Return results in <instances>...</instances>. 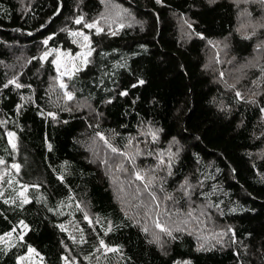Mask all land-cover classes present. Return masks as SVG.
<instances>
[{"label": "trees", "instance_id": "16d2710c", "mask_svg": "<svg viewBox=\"0 0 264 264\" xmlns=\"http://www.w3.org/2000/svg\"><path fill=\"white\" fill-rule=\"evenodd\" d=\"M27 1L0 0V160L15 166L0 236L27 226L0 245V264H18L30 248L44 264H264V55L247 66L264 36L238 31L236 3L114 0L133 19L118 34L89 31L93 52L67 78L68 99L52 57L41 56L78 51L71 31L97 19L105 0ZM135 119L158 132L150 150H177L166 185L188 176L204 210H155L122 160L79 157ZM211 219L233 243H202L213 239Z\"/></svg>", "mask_w": 264, "mask_h": 264}, {"label": "rangeland", "instance_id": "374dc122", "mask_svg": "<svg viewBox=\"0 0 264 264\" xmlns=\"http://www.w3.org/2000/svg\"><path fill=\"white\" fill-rule=\"evenodd\" d=\"M238 7V31L247 36L260 35L264 36V1L263 0H233ZM27 0H24L26 5ZM105 10L94 21L84 23L82 28L71 31L72 41L78 47V51L72 52L63 48H50L42 54V60L45 61L52 57L56 70V80L60 85H64L63 89L67 95L72 92L67 88V78L78 73L85 68L90 61L93 48L92 40L89 31L96 33L108 32L109 34H118L120 30L129 23L133 18L130 11L114 0H105ZM82 23L83 19L78 18ZM88 24H93L95 27L89 28ZM180 29L182 32L189 33V22L185 18L180 19ZM77 33V35H73ZM88 37L87 40L84 37ZM224 41L212 42L209 46L210 57L215 50L216 53L224 48ZM91 53L88 55V53ZM264 55V37L259 39L256 49L252 56L248 59L247 66L254 68L258 65L261 57ZM218 57V54L216 55ZM213 68V64H208ZM233 68L236 65L231 64ZM223 75V72L221 73ZM244 80V79H243ZM242 78L239 79L241 84ZM129 127V131L123 128L105 130L99 135L97 146L83 152L79 157L83 159L102 160V163H113L115 160L124 162L123 172H128V176L132 179L143 183L145 191H147L151 206L158 210H182L183 207H190L194 210H204L206 205L197 197L196 191L198 186L189 181L188 176H185L173 187L166 185L167 173L170 172V164L173 158L177 155V150L173 146H168L163 149L150 150L152 142L155 140L158 132L149 123L144 120L132 121L125 123ZM104 163V164H105ZM14 167L7 165L3 160H0V198L9 190H13L15 185ZM143 177V179H139ZM115 185L119 186V181L114 180ZM142 187V186H141ZM143 189V187H142ZM28 186L21 187L19 196L26 197ZM170 213V212H169ZM171 214V213H170ZM208 231L213 233V239L202 237L203 244H215L214 241L221 245H230L232 241V233L228 226L216 224L214 220H209ZM158 228H163L164 225L160 222ZM160 228V229H161ZM27 231V226L20 224L13 231L0 236V245L9 247L13 242L23 239ZM203 234L202 232L198 233ZM161 241H164V236L160 234ZM214 240V241H213ZM18 264H44L42 256L34 249L30 248L28 252L19 258ZM64 264H73L66 260Z\"/></svg>", "mask_w": 264, "mask_h": 264}, {"label": "snow or ice", "instance_id": "6c2138e0", "mask_svg": "<svg viewBox=\"0 0 264 264\" xmlns=\"http://www.w3.org/2000/svg\"><path fill=\"white\" fill-rule=\"evenodd\" d=\"M157 2H159V0H157ZM81 21L80 20H77L76 21V23H80ZM87 27H89V28H93V27H95V25H93V24H88L87 25ZM73 35H77V33H73ZM84 39L85 40H87L88 39V37H84ZM45 43H47V41H45ZM91 53L89 52L88 53V55H90ZM11 83H15L14 81H12ZM140 83L142 84L143 83V81H140ZM17 87H20V85H16ZM61 87H64V85H61ZM126 94V93H125ZM237 95H239V93H237ZM68 99H72V96H71V94H68ZM10 135H12V134H10ZM13 147H15V145H13ZM15 167V166H14ZM138 178L139 179H143V177H139L138 176ZM27 201H25V203H26ZM162 230H165V229H162ZM145 231H146V229H145ZM169 235H170V233H169ZM101 244H103V241H101ZM109 251H115V249H108Z\"/></svg>", "mask_w": 264, "mask_h": 264}]
</instances>
